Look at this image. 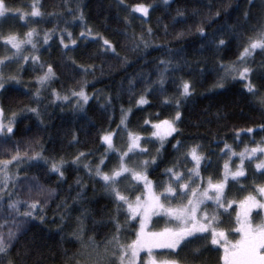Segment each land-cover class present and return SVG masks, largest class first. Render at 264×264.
<instances>
[{"label": "snow or ice", "instance_id": "obj_1", "mask_svg": "<svg viewBox=\"0 0 264 264\" xmlns=\"http://www.w3.org/2000/svg\"><path fill=\"white\" fill-rule=\"evenodd\" d=\"M163 3L170 7L172 0H163ZM220 5L213 11L212 0H209L206 20L195 24L199 49L218 54L234 44L238 55L235 60L228 61L215 55L210 68L207 61H197L199 76L212 75L213 89L224 88L229 82L241 84L252 98L249 103L256 102L254 106L260 112V121H253V126L249 127L234 126L231 144L227 136L223 140L218 135L213 136L207 150L200 143L202 136H186L181 127L185 118L182 109L195 91L196 81L191 77L176 76L183 69L174 62V58L183 49L176 52L169 49L166 53L168 59H161L156 65V80L151 79V73L147 78L140 73L143 88L129 96L127 108L120 100V93L115 98L109 96L106 99L99 111L102 117H106L107 127H101L93 137L94 142H99L97 147L89 151L78 150L72 156L71 165H75L79 172L82 164L93 194L97 185L102 188L115 206V213H109L112 228L100 239L96 235H88L89 231L96 233V228L85 226L83 213L76 217V226L70 235L75 237L79 248L71 254L65 250V264H204V254L213 250L208 246L209 240L211 245L223 248V264H264V135L259 141L255 140L256 128L264 133V0H245L242 10L239 4L233 9L231 0L228 3L220 0ZM63 7V14H58L43 10L41 0L20 6H9L7 0H0V49L4 50L0 55V97L27 98V103L12 108H6L0 100V264H41L43 255L35 241L30 246V242L23 238L33 221L47 222V204L58 196L59 187L67 183L66 165L69 161L66 157L48 154L40 141L27 145L14 141L18 124L24 119L31 120L29 113L39 123H44L43 114L47 106L41 108L42 89H51L50 104L56 101L71 104L74 99V110L85 111V105L98 93L89 96L86 79L66 86L61 77L64 73H69L72 78L78 75L86 77L95 72L94 64L78 63L70 55L81 43L87 47L89 37H94L93 42L98 43L99 48L117 64L127 68L130 63L144 58L151 44L149 38L154 35L151 27L146 31L142 28L139 35L125 31L124 44L118 48L116 42L88 23L83 10L86 5L77 3L73 8L68 0H64ZM117 7L125 11L127 22L130 18H140L135 13L150 17V10H155L157 4L137 2L128 5L125 0H118ZM230 9L239 13L234 21ZM176 12L177 17H185L183 22H186V10L178 8ZM198 14L193 11V15ZM177 17L172 18L174 25L181 22ZM48 18H55L57 24L52 29H40L39 26L48 22ZM61 20L64 28H59ZM213 25L219 27L210 32ZM69 26H79L81 31L75 35L68 30ZM22 28H27V31H21ZM191 30L190 27L189 32ZM167 31L168 26L165 25V33ZM57 33L59 64L41 59L43 52L51 49L49 42L57 38ZM184 35L183 31L177 33L181 39ZM41 36L42 45L39 42ZM257 50L262 58L259 70L251 66ZM121 51L125 53L123 56ZM129 54L135 59L130 60ZM185 64H188L186 60ZM29 69L32 73L39 69L34 77L35 83L23 81V75ZM57 81H61L59 89L52 86ZM136 83L135 77L128 78L129 93L133 92ZM169 83L175 87L172 95H167L166 85ZM121 84L122 93L123 80ZM149 96L157 98V106L161 110L169 109L167 115L162 119L161 111L154 115L148 112L142 117V123L137 122L135 129L129 127L134 108L147 111L143 106L151 104ZM117 103H120L118 123L114 115H107L109 107L115 113ZM245 133L249 134V143L254 146L249 148L245 144L243 150L237 152L234 145L238 147L237 141L244 142ZM89 135L85 132V136ZM71 143L81 144L75 132ZM169 145L171 159L160 177L153 180L151 176L160 169L162 153L168 150ZM96 153H99V158L89 160ZM233 157H239V164ZM221 159L224 161L222 166L219 163ZM232 165H235L234 170ZM53 174L57 176L55 188L48 186ZM74 183L77 185L76 196L71 195L72 187L69 185L67 196L57 204L59 220L53 219L52 223L57 224L58 234H63L71 225V210L88 190L89 184L85 183L84 177L77 175ZM122 214L123 224L120 221ZM153 217L157 220L167 217L166 226L160 231H146ZM136 220L139 221L138 229L135 228ZM169 224L173 226L168 227ZM125 227L133 229L134 238L131 232L124 231ZM231 232L239 234L234 242L229 241L226 235ZM154 249L166 251L154 254ZM143 250H147V259L140 255ZM154 255L167 258L158 261Z\"/></svg>", "mask_w": 264, "mask_h": 264}, {"label": "trees", "instance_id": "obj_2", "mask_svg": "<svg viewBox=\"0 0 264 264\" xmlns=\"http://www.w3.org/2000/svg\"><path fill=\"white\" fill-rule=\"evenodd\" d=\"M137 2L148 4L156 3L157 7L155 10H150V17L143 18L136 16L140 18H130L126 22L125 11L117 7L118 0H68L69 5L73 8L76 7L77 3L86 5L83 10L88 23L96 31L116 42L118 48L124 44L123 34L125 31L128 34L135 32L139 35L142 28L146 31L151 27L154 35L149 38L151 44L146 49L147 54L144 55L142 53L144 55L142 60L130 63L127 68H124L122 65L117 64L115 60L111 59L110 55L105 54L99 48L98 43H94V39L89 37L87 47L81 43L80 47L75 52L70 53V55L78 63L94 64L96 66L95 72L86 77L78 75L75 78H72L69 73H64L61 79L66 86L74 84L77 80L86 79L89 82L86 88L89 96H93L94 92L98 93V95L90 99L89 103L85 105V111L77 112L74 110V99L71 104L67 101H56L50 104L51 89H42L41 108L43 109L47 106V111L43 114L44 123H39L36 117L29 113L28 115L32 116V119H24L17 126L16 136L13 138L14 141H19L21 145L40 141L48 150V154H54L57 157L65 156L69 161V164L66 165L68 168L66 173L67 183L59 187L58 196H54L45 208L47 222L41 223L39 219L33 221L29 226L30 231L23 238L30 242V246L31 242L35 241V246L39 253L43 255L41 264H65L63 256L65 250L69 254L77 251L79 244L70 233L76 226V217L81 215V213L86 217L85 226L88 229H91L93 226L96 228V233L88 232L89 236L96 235L98 239L103 238L112 228L108 216L109 213H115V206L98 185L96 186L95 194H93L92 186L87 181V173L83 169L82 164L80 171L77 172L75 170L76 166L71 165V159L78 150L89 151L97 147L99 142H94L93 137L101 127H107V119L106 117H102L99 111L105 104L106 99L109 96L115 98L120 93V100L123 102L124 107L127 108L129 106V96L135 95L143 88V84L140 82V73L142 72L145 78L151 73V79L156 80V65L159 64L161 59H168L166 53L169 49L173 52L183 49L174 58V62H178L183 69L182 72H177L176 76L183 75L186 79L191 77L196 81L195 91L182 109L185 118L181 127L184 128L186 136H202L203 140L200 142L204 143L205 148L208 149L209 141L213 139V136L218 135L221 140L227 136L229 137L228 141H230V137L234 134V126H253V121L258 123L261 119L258 108L254 106L256 102L249 103L252 98L247 94L241 84L229 82L224 88L213 89L211 87L214 80L212 75L206 74L204 77L199 76V68L196 67L197 61H207L208 67L210 68L215 55H219L225 61L235 60L238 55L234 44L229 48L223 49L218 54H214L208 50L201 51L199 49V43L195 33V24L206 20L208 16V8L206 5H208L209 0H172L170 7L166 6L163 0H125V3L128 5ZM231 2L233 9L237 4H239L241 10L245 7V0H231ZM7 3L9 6L30 5L32 0H7ZM41 3L44 5L43 10L47 12L63 14L65 11L63 7L64 0H41ZM212 3L213 11L221 7L220 0H212ZM224 3H228V0H224ZM178 8L186 10V22H183L185 17H177L176 10ZM194 10L199 14L193 15ZM230 11L232 10L230 9ZM237 15H239L238 12L232 11L233 21ZM173 17H177V20L181 22L174 25L172 23ZM68 20L71 21L70 16ZM145 20H147V23H144ZM56 24L57 21L55 18H48V22L41 24L39 27L40 29H52ZM165 25L168 26L167 33H165ZM64 27L63 20L59 21V28ZM190 27L192 29L191 32H189ZM217 27L219 25H213L212 28H209V31L211 32L213 28ZM68 30L78 35L81 28L79 26H69ZM21 31H27V28H22ZM180 31L185 33L182 39L177 37V33ZM58 35L59 33H57V38L49 42L52 44V47L49 51L43 52L41 59L51 60L57 64L60 63L61 56ZM39 42L41 45L43 44L42 36L39 37ZM70 47L72 46L70 45ZM124 54L121 51V56ZM129 59L134 60L135 57L129 54ZM261 59V55L257 51L252 67H257V70H259ZM185 60L188 62L187 65L185 64ZM68 63H71V61H68ZM201 66L203 65L201 64ZM38 72L39 69L37 73H32L31 69H29V72L23 75V81L25 83L30 81L35 83L34 77ZM129 77H135L137 81L132 93L127 91L129 88ZM122 80L124 91L121 93ZM52 86L59 89L61 81H57ZM166 87L168 89L167 95H172L175 87L170 83ZM159 99H163V97ZM0 100L3 101L6 108L17 107L27 103V98L25 97H0ZM149 100L151 104L143 106L147 111L133 109L135 114L130 117L132 123L129 127L135 129L137 122L142 123V117L146 116L148 112L154 115L155 112L161 111L162 119L167 115L169 109L161 110L157 106L156 97L149 96ZM57 105H62V107H57ZM107 115H114V119L118 123L120 119V103L116 104L114 114L112 108L109 107ZM197 124H199V127H196ZM93 125L95 126L94 128ZM112 126L114 128L115 124ZM256 130H259V128H256ZM73 132L79 136L81 144L75 145L71 143ZM85 132L91 135L85 136ZM209 133L212 135H209ZM170 147L169 145L168 150L164 152L165 159L160 163V169L151 176L152 178L160 177V171L164 167L163 164H166L171 155ZM100 151L102 152L103 149H100ZM98 158L99 153H96V156L89 157V160ZM77 175L85 178V183L89 184L88 190L83 199L77 201L75 207L71 210V225L66 227L63 234H58L57 224L52 223L53 219L59 220V214L56 211L57 204L67 196L69 185L72 187L71 195L73 197L76 196L77 185L74 181ZM56 181L57 176L53 174L48 186L53 188L57 187ZM21 198L23 199L24 197L22 196ZM69 203L71 204L72 201L70 200ZM126 232H131L132 236H134L133 229H126ZM61 235H63V240H61Z\"/></svg>", "mask_w": 264, "mask_h": 264}, {"label": "rangeland", "instance_id": "obj_3", "mask_svg": "<svg viewBox=\"0 0 264 264\" xmlns=\"http://www.w3.org/2000/svg\"><path fill=\"white\" fill-rule=\"evenodd\" d=\"M134 15H135V16H140L139 13H135ZM143 18H147V17H143ZM91 38L94 39V37H91ZM100 43H102V41H101ZM257 51H258V50H257ZM3 54H4V50H3V49H0V55H3ZM25 55H27V53H25ZM250 60H251V58H250ZM254 61H255V59H254ZM254 61L251 62V66H252V63H254ZM253 68H256V69H257V67H253ZM256 133H257V134L255 135V140H256V141H259L260 138H261V136L264 135V133H261L259 130H256ZM143 135H144V136H147V134H143ZM116 142H117V144H119V143H120L119 139H117ZM200 143H201V142H200ZM228 143L231 144V143H232V140L228 141ZM237 144H238V147L234 145L235 150H236L237 152L243 150V148L245 147V144H248L249 148H251V147L254 146V144L249 143V134H245V135H244V142H243V143L237 141ZM202 145H203L204 149L207 150V148H205L206 146L204 145V143H202ZM222 146H223V145L221 144V147H222ZM153 151H154V149H153ZM216 151L218 152L219 150H216ZM170 152H171V147H170ZM257 155H259V153H257ZM225 158H226V157H225ZM164 159H165V156H164V152H163V153H162V160H161V162H162ZM170 159H171V155L169 156L168 161H169ZM214 159H215V158H214ZM232 159L236 161V164H239V157H233ZM168 161L166 162V164H163L164 167L168 164ZM161 162H160V163H161ZM219 163H220V165L222 166L223 163H224V161L221 159V160H219ZM246 163H247V161H246ZM109 167H111V165H109ZM164 167H162V168H164ZM252 167L254 168V162H253ZM232 168H233V170H234V169H235V165H232ZM162 171H163V169H162L160 172H162ZM151 179H153V180H157L158 178H152V177H151ZM230 179H231V178H230ZM249 183H251V177H250V174H249ZM133 199H134V197H133ZM254 211H255V210H254ZM167 219H168L167 217H164V218H162V219L157 220L156 217H153V218H152V221H150V222L148 223V226H147V228H146V231H160L161 229H163V228L166 226V223H165V222H166ZM232 219H233V223H234V222H235V212H233V214H232ZM120 221H121V223L123 224V222H124V215H123V214L120 216ZM135 224H136V227H135V228L138 229V228H139V221L136 220V221H135ZM167 226H168V227H172L173 225L169 224V225H167ZM126 229H129V228L125 227V229H124L125 232H126ZM226 235H227L229 241H232V242H234L235 239H238V238H239V234H237V233H235V232L226 233ZM134 236H135V233H134ZM134 236H132V238H134ZM128 242H130V240H129ZM200 243H205V242H200ZM207 243H208V246H209L210 248H212L213 250H212L211 252H206L207 254L204 255V258H203V259H204V264H223V260L221 259L222 256H223V248L220 247V246H213V245H211V244H210V240H209ZM165 251H166V250H162V249H154V250H153L154 254H156V253H162V252H165ZM140 255H141L142 257H144L145 259H147V250H143V251L140 253ZM153 258H155V259H157V260L159 261V260L166 259L167 257L164 256V255H158V256H157V255H154Z\"/></svg>", "mask_w": 264, "mask_h": 264}]
</instances>
